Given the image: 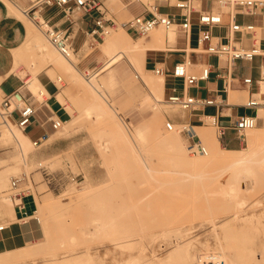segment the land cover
Here are the masks:
<instances>
[{
    "label": "rangeland",
    "instance_id": "374dc122",
    "mask_svg": "<svg viewBox=\"0 0 264 264\" xmlns=\"http://www.w3.org/2000/svg\"><path fill=\"white\" fill-rule=\"evenodd\" d=\"M144 1L152 3L153 0ZM6 2L25 19L31 35L42 36L63 56L28 16ZM109 9L119 21L130 17L116 0H109ZM156 30L165 40L169 38L170 30L163 26ZM117 31L128 32L134 39L143 40H148L151 33L134 34L118 25L109 35L103 34L96 40L89 35L87 41L91 48H85V53L92 51L91 55L99 61V68L85 71L78 65L79 56L72 54L71 61L81 71V79L77 82L55 62L45 61L35 50H29L27 59H22L31 71L29 80L52 64L50 72L62 90L59 98L63 102L67 100L70 113L68 121L55 134L34 144L26 162L16 154V141L2 135L5 125L0 95V147L5 152L6 166L15 163L17 167L7 172L6 179L0 183V223L8 224L17 219L16 213L15 216L9 213L8 205L12 204L4 198H11L12 177L22 173L30 179L21 187L29 186L33 192L27 207L36 210L30 221L17 223L21 226L22 245L19 247H26H17L16 251L1 255L16 254L18 257L3 264H264V186L246 193L241 208L235 200L229 199L232 203H228L221 193L224 190H219L221 185L225 186L218 177L228 165L225 158L236 154L237 151L230 149L247 150L251 132L247 131L243 144H227L221 139L219 128L206 117L205 123H200L201 127L196 129L219 136L223 151L207 149L206 154L192 153L182 130L187 122L175 119L189 111L171 104L166 98L158 102V95L136 76L140 68L124 49L118 62L104 67L108 55L102 45ZM262 31L257 30L258 37H264ZM154 56L155 53H150L149 61ZM211 60L215 61V58ZM262 63L264 55L255 59L254 65ZM151 67L149 64L147 69L150 70H140L145 83L161 76ZM93 73H98L97 88L106 96L108 102L105 104L114 115L99 123L86 111L90 100H95L85 84ZM256 75L259 78L258 73ZM239 89L235 90L241 93ZM147 96L150 97L148 101ZM248 97L245 91L241 103ZM156 101L161 110L153 107ZM263 110L264 105L259 109L263 115L257 123L261 129L264 128ZM169 119L178 124L188 155L199 156L194 165L175 162L171 150L165 151L156 141V132L173 131L166 128ZM16 127L21 129L17 124ZM139 127L146 130L143 140L134 135ZM153 127L155 130L151 133L149 130ZM112 131L127 134L136 152L126 147L121 138L115 139ZM263 134L260 136L264 137ZM195 137L207 147L201 135ZM171 138L175 140L174 135ZM260 144L258 141L254 147ZM258 158L263 160L264 166V153ZM255 161L250 164L259 166V161ZM40 163L46 167V173ZM215 222H218L216 228ZM99 228H102L101 232H95L100 231ZM47 230L50 240H47ZM38 242L42 243L36 244Z\"/></svg>",
    "mask_w": 264,
    "mask_h": 264
},
{
    "label": "built area",
    "instance_id": "2783aa9c",
    "mask_svg": "<svg viewBox=\"0 0 264 264\" xmlns=\"http://www.w3.org/2000/svg\"><path fill=\"white\" fill-rule=\"evenodd\" d=\"M170 6L179 9V12H154L150 14L132 15L124 21H119L112 13L109 7L102 0H36L32 6L26 10L30 19L35 25L43 31L49 41L64 56L70 57L76 53L74 38L68 29H60L53 26L49 20L45 19L41 13L47 6L57 5L65 12L82 10L86 14L92 12L98 13L95 17L94 26L86 31L87 35L93 37L102 36L109 33L118 25L124 27L127 31L134 34L147 35L152 29L163 26L167 30H175L183 33L186 41L190 39L194 31L196 32V45L192 49L198 54L213 56L221 59L227 64V76L225 90L231 89L233 83H240L246 88L257 87V94L253 92L252 96L244 103L248 108L258 109L264 105V92L261 91L260 83L264 81V64L260 66L259 78L244 76L242 78L232 77V67L238 62L254 61L264 55L262 46L263 37H258L257 30L264 29V0H163ZM110 14V15H109ZM240 16H260L261 23L240 19ZM228 19V22H227ZM224 31V32H223ZM248 42V43H247ZM191 60L177 62L169 73L173 78H179L183 81L184 92L180 93L175 85L171 86V94L167 96L166 101L180 106L186 111H202L206 106H216L222 110V101L212 97H200L189 94L185 91L186 87L197 86L202 80H207L212 72L211 64L202 65L199 73L190 71ZM153 71L164 76V69L155 66ZM11 95L7 96L1 102V114L10 118L14 108H11ZM19 99V98H18ZM21 106H17L19 119L17 125L25 129L33 119L35 109L25 100L20 99ZM210 118L213 125L219 128L221 139L228 144L230 137L229 131L234 133V139L240 144L246 141L247 131L258 123L257 115L243 114L233 123L223 125L219 121V116L206 115ZM205 123L204 120H202ZM64 121L60 118L53 119L54 129H59ZM188 125H191L187 122ZM188 125L183 127V131L191 138L188 142L192 153H207V147L202 140L192 134ZM175 124L169 119L166 122V128L172 130ZM38 144L39 141H34ZM40 168L46 173V167L40 163ZM29 176L26 173L14 176L11 179V198L17 209V219L19 223H26L35 217L36 210H29L27 207V197L33 195L29 186L21 187L22 184L29 182ZM6 227L0 224V230Z\"/></svg>",
    "mask_w": 264,
    "mask_h": 264
},
{
    "label": "crops",
    "instance_id": "0c3cea01",
    "mask_svg": "<svg viewBox=\"0 0 264 264\" xmlns=\"http://www.w3.org/2000/svg\"><path fill=\"white\" fill-rule=\"evenodd\" d=\"M9 1L13 4V6H15L17 10L29 17V15L26 13V10L32 6L33 1ZM102 1L109 7V0ZM116 1L119 6H122L123 10L125 11V15L127 16L150 14V10L154 12H179L178 8L170 6L163 0H153L152 3L146 2L144 0ZM163 8H167V10H163ZM41 15L45 19L49 20L53 26L60 29H68L71 32L76 48L75 54L79 56V67L84 68L85 71L97 70L99 68V61H97L96 57L91 55L92 51L85 53V48H91L87 41L89 35L86 34V31L94 26V20L95 17L99 15L98 13L92 12L90 14H86L82 10L65 12L59 6L52 5L45 7ZM239 18L253 21L258 24L261 23L260 16H240ZM262 30V32H264V29ZM29 34L31 35L25 19L16 12L14 7L11 8L5 0H0V95L3 99L11 95V108H14V111L11 113L10 119L16 124L19 119V111L17 106H21V101H19L20 99L25 100L35 109L32 122L25 129H22L28 138L35 144L34 141L47 139L59 130L54 129L53 127L52 122L54 118H60L65 123L68 121L70 113L67 110V100L63 102L59 98L62 95V90L61 86L51 73L53 68L52 64L43 68L35 75V78H37L39 83L42 85L41 95L39 93H35L31 88V83L35 81V78L33 80H29L31 71L29 70V67L26 66L24 62H22V59H27V57L20 59L18 64H16L14 50L21 47L28 40ZM194 35H196L195 31L187 42L183 33L175 31L174 41L171 42L169 38H167L165 41L167 48H147L144 64L145 70H150L147 69L149 64L152 66L151 70H153L155 66L164 69L163 98L165 100V98L167 99V96L172 93L171 86L173 85L177 87L178 92H184L182 79L169 76L170 71L177 62L191 60V65L189 68L190 71L194 73H199L202 65L210 63L212 72L209 79L200 81L197 86L186 87L185 91L192 95H197L200 97H212L221 100L222 110H218L216 106H206L204 109H202V111H189L185 116H178L175 119L188 122L191 124L189 126L195 128L201 127L199 124L203 123L202 120L206 121V115L217 114L219 116L220 123L223 125L233 123L239 116L243 114L257 115V118L259 119L261 116L259 114L260 108H248L244 105V103H234L230 101L231 90L243 88L239 89L243 96H245V91H247L248 96L251 97L253 92L257 94V87L254 86V88L249 89L238 82L236 83L235 80V83H233L234 86L226 91V62L221 59L218 64V59L216 57L193 52L192 49L196 45V38L194 39ZM149 39L147 41H149ZM263 45L264 40L262 41V46ZM150 53H155L152 61H149ZM212 58H215V61H212ZM118 61L119 60L115 61L114 63ZM254 62L255 60L236 63V65L232 67V77L237 79L244 76H252L253 78L258 79L256 74L258 73L259 77L261 64L256 66L254 65ZM146 100H150V97L147 96ZM228 135L230 137L229 140H231L228 141V144L233 145L238 142L236 139H234V133L232 131H229ZM185 138L187 143L191 141V138L188 137L186 133ZM3 150L4 149L0 147V161L4 162V164L0 166V183L6 179L7 172L17 168L15 163H9V166H6V161H4L5 152ZM14 154L15 152L13 155ZM31 196L27 197L26 200L28 201ZM8 206L9 213L12 216H15L16 213L17 217L18 213L16 208L14 210L15 206ZM17 223L21 224L16 220L11 221L8 224H5L6 227L3 230H0V253L26 247H19L22 245L20 233L21 226L17 225Z\"/></svg>",
    "mask_w": 264,
    "mask_h": 264
},
{
    "label": "bare ground",
    "instance_id": "6f19581e",
    "mask_svg": "<svg viewBox=\"0 0 264 264\" xmlns=\"http://www.w3.org/2000/svg\"><path fill=\"white\" fill-rule=\"evenodd\" d=\"M6 1H9V0H6ZM9 3H11V2L9 1ZM9 5L12 8L11 4H9ZM154 29H152L153 31L152 30L150 31L151 33H150L149 41L143 40V39H134L128 32H125V31H119V32L117 31V32L113 33L111 35V37L109 38V41L102 45L103 50L107 53L108 58H109L107 63L104 65V67H109L112 63L119 60L120 55H121V51H122V53H124L123 51L125 50L130 55V57L133 59L136 66L138 68H140L139 72L136 73V76L139 77L144 82L146 87H149L151 89L152 93L155 92V94L158 95L157 96L158 98H156V100L158 102H163V101H165L163 98L164 76L161 75L159 78L157 77L156 79H150V80L146 81V83H145L144 79L140 75L141 74L140 70H142L143 72L145 71L144 64H145V55H146L147 48H149V47H166V45H165L166 40L164 39L163 36L159 35L158 30H156V28H154ZM170 31L171 32L169 34V40L172 42L175 39V33H173L172 31H175V30H170ZM110 33H108V35ZM41 37H37V36L35 37V36H32L29 34L28 40L21 47L14 50V57H15L16 64H18L20 59L27 57V55L29 54V50H35L36 53L39 56H41L45 61L55 62L57 65H59L65 71V73H67L71 76L72 80H74L76 82L79 81V79H81L79 76L81 71L78 68V66L76 65V63H73L71 61V56L66 57L64 55L63 56L59 55L57 53V51L55 50V48L53 46H51L44 38H41ZM73 54H75V53H73ZM125 55H127V54L125 53ZM123 56H124V54H123ZM99 72L100 71H98V73ZM97 74H92L87 80H85V78H84V80L87 81L85 83L86 86L88 85V87L91 89L92 93L95 96V100H90L91 103L87 107L86 111L88 114H91V116L94 118V121L96 123H99V122L105 121L109 115H113V114H112L111 110L105 104L108 102L106 96L97 88L99 86V84L97 82V78H96ZM96 84H98V86ZM31 88L33 89V91L35 93H39L41 95L40 88H42V85L39 83L37 78H35V81L31 83ZM263 90H264V83L261 86V91L263 92ZM242 99H243L242 93H240L239 91H237L235 89L230 91V101L231 102L241 103ZM157 101L155 102V104L153 106L155 109L161 110V107H159L157 105L158 104ZM262 109H261V111H262ZM260 115L261 116L263 115L262 112H260ZM2 117H3L2 123L5 125L4 129L1 131L2 135L4 136V138H12L16 141L17 146H18L16 149V154L19 155L23 159V161L26 162V158L28 157L30 150L34 146V143L28 138V136L24 133V131L22 130V128L20 126L19 127L21 129L17 128L16 124L10 118L4 117V116H2ZM110 117L113 118L112 116H110ZM174 124H175V126L172 129L173 130L172 132H168V133L165 132V133H158V134L156 132V135H157L156 141L160 144V146L162 148H164V150L165 149L171 150L172 155H174L175 162L180 163V164L194 165L196 163V161L199 160V156L191 157L188 155V153L186 151L187 146L183 142V138L180 134V131H178V124L177 123H174ZM196 128H189V129L191 130L192 134L202 136L203 140L206 142L207 149L214 150L216 152L223 151V149H222L223 147L221 148V146H220L219 136H215L212 133H206L203 130H201L199 132V131H197L198 129H196ZM154 130H155V128L153 127V128H150L149 131H151V133H152ZM248 131L251 132V134L249 135V148L245 151L230 149L233 152L234 151H237V152L233 157H230V158L226 157L225 158L226 162L228 161V165L225 168H223L221 170V172L218 174L219 175L218 177L220 178L222 183L224 181L225 186H226V187L223 186L224 184L221 185V186L225 187V189H223V187L220 186V188H222V189L219 188V190H221V191L224 190V191H222V192L220 191V192L227 197L228 203H230L229 199H231V201L235 200V204L237 205L239 203L238 207H240V208L242 207L243 203L245 202V199L243 196L247 195L246 193L253 191V189L257 188L258 186L259 187L264 186V166L261 164L262 163L261 161H263V160H260L258 158L260 153H264V137L260 136L261 134L264 133V128L261 129L260 127H258L256 125L255 127L248 129ZM134 135L137 136L140 140H143L146 137V130L142 127H139L137 132ZM172 135H174L175 140H173L171 138ZM113 136L115 137V139L117 137L121 138L124 141V144L126 147H129L132 152H134V153L136 152L133 144L131 143V139L129 138V136L127 134H124V133L118 134V133L113 132ZM258 141L261 144H260V146L255 148L254 146L256 145V142H258ZM254 159L257 162L259 161V163H260L259 166H257V165L253 166L250 164L252 161H255ZM144 162H146V161H144ZM2 164H4V162L0 161V166ZM144 166L147 169L150 168L149 165L146 163L144 164ZM191 175L192 174L189 175L190 178L192 177ZM199 177H201V175ZM219 184H221V183H219ZM202 193H204V192H202ZM245 198H246V196H245ZM4 201L5 202L9 201L14 206V202H13L12 198H6L5 197ZM239 216L240 215H238V217ZM226 219H224V220H226ZM224 220H222V221H224ZM226 222L227 221L223 222L222 227H224ZM104 224H105V222H104ZM98 225L101 226L102 224L99 223ZM217 225H218V222H215L214 228H216ZM99 229H100V231L96 230L95 232H97V231L101 232L102 228H99ZM46 234H47L46 235L47 240H50V231L47 230ZM176 241H178V240H176ZM42 242H38L36 244H40ZM178 248H179V246H178ZM37 251L38 250H36V252ZM11 252H13V251H7L5 253H11ZM3 254L4 253H0V264L15 261L18 259L16 254L1 256ZM30 254H32V253L30 252Z\"/></svg>",
    "mask_w": 264,
    "mask_h": 264
}]
</instances>
